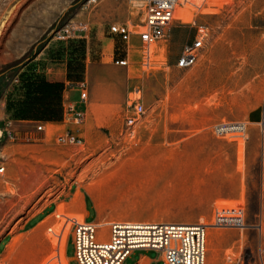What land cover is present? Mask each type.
<instances>
[{
    "label": "rangeland",
    "instance_id": "1",
    "mask_svg": "<svg viewBox=\"0 0 264 264\" xmlns=\"http://www.w3.org/2000/svg\"><path fill=\"white\" fill-rule=\"evenodd\" d=\"M86 1L0 0V262L13 264L6 252L21 237L17 264H69L66 243L86 203L103 230L122 221L211 225L218 211L241 212L242 227H208L205 264H264V0H181L167 41L153 47L108 28L135 30L140 1ZM69 22L72 37L53 38ZM200 30L197 61L176 67ZM125 58L127 66L114 63ZM35 79L60 85L61 99H51L58 120L16 118ZM82 81L77 123L61 101ZM137 99L144 112L129 136ZM67 131L81 142L59 141ZM46 205L64 212L30 232L40 217L25 221Z\"/></svg>",
    "mask_w": 264,
    "mask_h": 264
},
{
    "label": "built area",
    "instance_id": "2",
    "mask_svg": "<svg viewBox=\"0 0 264 264\" xmlns=\"http://www.w3.org/2000/svg\"><path fill=\"white\" fill-rule=\"evenodd\" d=\"M97 0H87L82 6L95 4ZM141 2L143 15L139 24L134 29L126 23L112 22L108 28L110 33L117 35L128 43L132 35H137L146 47L164 44L169 36V31L174 19V13L179 0H138ZM76 27L71 22L62 25L53 33V38L66 40L72 37ZM205 33L200 30L191 43L182 48L176 67L188 69L197 61L200 51L204 46ZM150 49V48H149ZM116 65L127 66L128 60L117 59ZM79 99L85 101L87 97L86 81L77 84ZM62 99L64 113H69L77 123H82L84 113L76 111L75 106ZM132 108L135 115L125 119V133L133 136L137 116L144 112L143 104L137 99ZM137 115V116H136ZM10 124V123H9ZM220 126L217 130L227 132ZM38 130H43V125H37ZM58 140L66 144L81 142L78 136L67 131L60 135ZM215 226H244L241 212H217L213 224L203 223H175V222H112L105 230L98 227L97 222L82 220L73 225L70 237L74 246L72 261L77 264H121V262L134 249H152L162 254L164 264H205L206 236L208 227Z\"/></svg>",
    "mask_w": 264,
    "mask_h": 264
},
{
    "label": "trees",
    "instance_id": "3",
    "mask_svg": "<svg viewBox=\"0 0 264 264\" xmlns=\"http://www.w3.org/2000/svg\"><path fill=\"white\" fill-rule=\"evenodd\" d=\"M56 98L61 99L59 84L48 83L44 79L29 80L27 81L26 98L19 103L16 118L58 120L61 107L56 102H52ZM36 105L42 106L43 109L35 111Z\"/></svg>",
    "mask_w": 264,
    "mask_h": 264
},
{
    "label": "crops",
    "instance_id": "4",
    "mask_svg": "<svg viewBox=\"0 0 264 264\" xmlns=\"http://www.w3.org/2000/svg\"><path fill=\"white\" fill-rule=\"evenodd\" d=\"M76 92L78 93V100L74 101L71 99L72 93ZM68 98V102L72 103V104H77L80 103L81 100L79 99V91L77 88H72L70 90H65L63 92V98ZM76 192V190H74L73 194ZM78 192L80 193V189H78ZM78 192H76L74 195H76ZM73 203V202H72ZM51 205H46L43 209H41L40 211H38L37 213H34L33 215H31L26 221H25V225H27L28 223H30L31 221H33L34 219H36L37 217L38 220L31 226H35L30 232H32L33 230H35L39 225H41L42 223H44L46 220H48L50 217H53L55 215L58 214L59 211H61L62 209L57 211V214L52 215L53 213L49 212V209L51 208ZM64 210H62L61 213H63ZM51 213V214H50ZM50 214V215H49ZM52 215V216H51ZM82 215H83V219L88 221L87 219L89 217H91L93 215V218L89 221L91 222H97L98 221V213L96 211V208L91 205V211L88 209V206L86 203H84V209L82 210ZM81 218V220H83ZM30 227V228H31ZM13 240V239H12ZM69 242V239L66 243V248H65V256L66 258L69 259V264L72 261V257L68 256L66 254L67 251V244ZM152 249H143V248H139V249H134L132 250L129 255L127 257H125V259L121 262V264H164L163 260H162V254L158 251V255H152Z\"/></svg>",
    "mask_w": 264,
    "mask_h": 264
},
{
    "label": "bare ground",
    "instance_id": "5",
    "mask_svg": "<svg viewBox=\"0 0 264 264\" xmlns=\"http://www.w3.org/2000/svg\"><path fill=\"white\" fill-rule=\"evenodd\" d=\"M180 2L181 0L178 1V4H177V7H176V10H175V13H174V17L176 16V13H177V10L179 8V5H180ZM91 191V190H90ZM93 195V194H92ZM81 200V194L78 192L75 196H74V199H73V207L76 206ZM75 208V207H74ZM62 212L59 211L57 215H60ZM51 219L52 217H50L48 220H46L44 223H42L41 225H39L35 230L33 231H38L46 226L49 225V223L51 222ZM99 225V224H98ZM102 229V226L101 224L98 226ZM43 230V229H42ZM103 230V229H102ZM206 242H207V239H206ZM21 243H22V240H21V237H19L18 239L14 240L12 242V244H10V246H8V251L6 252L7 255H8V258L6 259H10L11 262L13 264H17V263H20L21 262V252H20V246H21ZM0 264H5V260L0 262Z\"/></svg>",
    "mask_w": 264,
    "mask_h": 264
}]
</instances>
